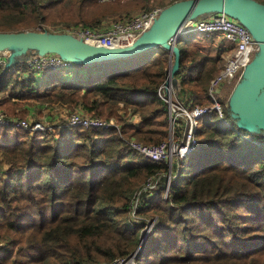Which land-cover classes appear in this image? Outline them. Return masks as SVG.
I'll use <instances>...</instances> for the list:
<instances>
[{
  "label": "trees",
  "instance_id": "16d2710c",
  "mask_svg": "<svg viewBox=\"0 0 264 264\" xmlns=\"http://www.w3.org/2000/svg\"><path fill=\"white\" fill-rule=\"evenodd\" d=\"M65 1L89 27L149 7V0L116 2L106 6L110 11L96 0H0V34L66 22ZM194 39L176 42L175 78L191 104L212 105V72L191 73L202 63L190 48ZM169 61V52L156 47L76 62L59 73L88 76L71 83L55 74L45 80V72L26 64L0 66V109L19 118L26 115L16 112L23 103L60 102L115 119L123 136L158 144L168 138V109L157 89ZM222 99L216 98L224 122L216 111L202 118L198 148L173 164L174 179L165 163L144 160L116 130L57 127L29 134L0 126V264H110L138 249L137 264H264V128L242 120ZM132 115L138 124L128 122ZM159 172L165 178L156 195L137 212L156 218L142 240L144 226L130 220V202L142 180Z\"/></svg>",
  "mask_w": 264,
  "mask_h": 264
},
{
  "label": "built area",
  "instance_id": "2783aa9c",
  "mask_svg": "<svg viewBox=\"0 0 264 264\" xmlns=\"http://www.w3.org/2000/svg\"><path fill=\"white\" fill-rule=\"evenodd\" d=\"M96 1L100 4H106L117 0ZM164 9L155 8L142 12L131 19L114 22L105 30L83 26L61 27L57 31L53 30L51 34L69 35L87 44L98 46H102L107 40L119 38H126L125 41L135 42L150 31ZM190 33L220 34L226 41L232 43L234 48L226 58L224 68L210 82L209 93L214 101L212 105L186 103L175 86L176 78L173 72L175 60L174 63L173 61L170 63L166 78L157 89V97L166 104L168 109V138L166 140L158 144H144L134 138L123 136L121 125L115 119L106 120L94 117L84 113L81 109L71 112L66 117L65 124L58 126V128L80 127L104 131L116 130L124 139L126 145L144 160L152 163H165L171 169L175 161L193 154L199 145L198 133L202 118L210 112L216 111L220 121L224 122L221 106L215 98V91L223 83H231L241 79L243 72L253 62L256 54L259 53L260 44L247 27L224 12L188 20L181 28L178 38ZM178 38H173L170 44H175ZM6 63V61L0 59V66L6 68L8 66ZM25 64L35 71L59 72L71 68L74 63L55 53H37L28 57ZM0 126L22 130L29 134L53 132V128L45 122L12 117L1 111ZM169 176L168 173V179H170ZM164 178L165 174L160 172L149 176L134 192L130 202V215L133 219H138V209L143 202H146L148 195L158 190ZM136 253L124 259H115L110 264H137Z\"/></svg>",
  "mask_w": 264,
  "mask_h": 264
},
{
  "label": "water",
  "instance_id": "95a60500",
  "mask_svg": "<svg viewBox=\"0 0 264 264\" xmlns=\"http://www.w3.org/2000/svg\"><path fill=\"white\" fill-rule=\"evenodd\" d=\"M261 7L263 6L252 0H184L165 8L149 32L125 47H96L69 35L25 31L1 33L0 52L8 48L34 49L39 54H58L73 63H94L126 58L151 48L165 46L171 49V54L175 52V74L179 52L170 41L178 38L181 28L188 20L204 14L224 12L247 27L260 44L258 56L250 64L249 75L236 88L230 104L242 120L264 128V114L258 110L263 104L256 102L264 88V8ZM13 65L8 63L5 69Z\"/></svg>",
  "mask_w": 264,
  "mask_h": 264
},
{
  "label": "rangeland",
  "instance_id": "374dc122",
  "mask_svg": "<svg viewBox=\"0 0 264 264\" xmlns=\"http://www.w3.org/2000/svg\"><path fill=\"white\" fill-rule=\"evenodd\" d=\"M128 0H124V1H122V0H117V1H114V2H112V3H106V4H101L103 7H105L106 8V10H108V11H110V8H108V7H110V6H113V4L114 3H116V2H120L121 4H125L126 2H127ZM181 1H184V0H181ZM261 1H264V0H261ZM171 1L170 0H152V3L150 2V0H149V7H148V9L147 10H144V11H141V12H138V11H134V12H131L130 14H122V15H120V16H116V17H112V16H110V17H107V18H104V19H102L101 20V22L99 23V24H97L95 27H90V28H97V29H100V30H105V29H107L108 27H110V25L111 24H113L114 22H120V21H123V20H127V19H131L132 17H134L135 15H138V14H140V13H142V12H146V11H150V10H152V9H155V8H161V9H164V8H167L168 6V4L170 3ZM176 2H180V1H176ZM98 3V2H97ZM256 3H258V2H256ZM100 4V3H99ZM174 4V3H173ZM260 5H262V4H260ZM63 6L64 7H66V9H67V15L66 16H64L65 17V19H69V20H67L66 22H53V23H44L42 26H41V28H37V27H34V28H31V29H27L28 31H35V30H38L40 33H49V34H51V32H53V30H55V31H57V30H59V28H61V27H63V28H65V27H76V26H83V27H89V26H85L83 23H80L79 21H78V18L75 16V12L74 11H69L70 10V8L69 7H67V4H66V1L63 3ZM106 6H108V7H106ZM166 6V7H165ZM170 6V5H169ZM66 9H64V10H66ZM37 32V31H36ZM126 39H121L120 40V43L116 46V47H121V46H125V45H129V44H131V42L129 41H125ZM111 41V40H110ZM110 41H106L105 42V44L106 45H104V46H108V43L110 42ZM174 46H176V43L174 44ZM162 48H164V49H166L168 52H169V55H170V61H169V64L173 61V63H174V60H175V57H174V55H175V52H173V54L174 55H172L171 54V49L170 48H167V47H165V46H161V49ZM199 51V50H198ZM35 52H37L36 50H34V49H18V48H8V49H5L4 51H2V52H0V59L1 60H5V61H7L8 63H12V64H14V65H22V64H25V60L28 58V57H30V56H34L35 55ZM231 52H232V49L231 50H229V53L226 55V57L219 63L221 66H219V68H220V70H219V72H221V70L224 68V65H225V62H226V58L229 56V54H231ZM258 56V54H256V57ZM138 63L140 62V60H138L137 61ZM4 67V66H3ZM250 67H251V65L243 72V74H242V79H243V81H246V79H247V77H248V75H249V69H250ZM219 72H217L216 74H215V76H217L218 74H219ZM45 73H47V72H45ZM67 74H69V73H67ZM45 75V74H44ZM62 75H63V73H62ZM45 77H47V75L45 76ZM45 77H43V79H45ZM49 77V76H48ZM66 77V75L64 74L63 75V78H65ZM177 79V78H176ZM237 82V81H236ZM234 84H235V81H234ZM235 87V86H234ZM234 87L232 88V87H229V88H227L226 87V89H227V92H226V94H222V98L224 99V97H226V96H228V94L229 93H231L232 91H233V89H234ZM231 89V90H230ZM218 90H220V89H218ZM230 95V94H229ZM215 97L217 98L218 97V92H217V90L215 91ZM222 99V100H223ZM219 102L221 103V101L219 100ZM224 102H225V104L227 105L228 104V100H224ZM227 102V103H226ZM257 103H262L263 105H262V107H261V109H258L262 114H264V88L261 90V93L259 94V96H258V98H257V101H256ZM44 103H54V102H44ZM223 103V102H222ZM221 103V104H222ZM31 104H33L34 106H36V109H35V112H37V115H39L40 116V118H41V116H43L44 114H43V106H42V102H39V101H31ZM59 105H62V104H60V103H58ZM223 105V104H222ZM55 105H51L50 107H54ZM206 106V105H205ZM54 108H57V109H55L56 110V112H54L55 110H53L52 112L54 113V114H58L57 116H58V121L57 122H55V123H53V122H50L49 120H45V119H42L41 121L42 122H45L46 124H48V126H51V127H54L55 125H57V124H59L58 126H63V124H65V122H66V117L71 113V112H73L74 110H77V109H74V108H71V107H65V106H56V107H54ZM2 112V111H1ZM5 113V112H4ZM45 116V115H44ZM46 117H49V119L50 118H53L51 115H49L48 113H47V115H46ZM19 118H21V119H26L25 117H19ZM47 119V118H46ZM35 120H38V118L37 119H35ZM54 120V119H53ZM60 129V128H59ZM60 132H63L64 131V129L62 128L61 130H59ZM52 132V131H51ZM51 132H49V133H51ZM58 138H61V136L60 137H58ZM135 140H137V139H135ZM138 141V140H137ZM181 161H183V160H181ZM178 161H175L174 162V164L176 165V163H177ZM5 169L3 168V166L1 167V165H0V174H5V171H4ZM178 171H177V169H175V168H169V174H170V178L172 179H174V177H176L177 175H178V173H177ZM164 174H165V172H164ZM5 178H7V176L5 177ZM147 178H145L144 180H142V182L140 183V185H139V187L143 184V182L146 180ZM162 182H163V180H162ZM156 195V192H154V193H152V194H150V195H148L147 197L148 198H146V200L145 201H147L148 199H150V198H152V196H155ZM129 218H130V220H132L134 223H137V224H141L142 226H144L143 227V229H142V231H141V233H142V238H143V240L145 239V237H146V235H148L151 231V229H152V227L155 225V223H156V218H154V219H150V218H144V217H138V219H133L132 218V216L131 215H129ZM144 223V224H143ZM146 224V225H145ZM5 249V242L3 241H0V251H3Z\"/></svg>",
  "mask_w": 264,
  "mask_h": 264
},
{
  "label": "crops",
  "instance_id": "0c3cea01",
  "mask_svg": "<svg viewBox=\"0 0 264 264\" xmlns=\"http://www.w3.org/2000/svg\"><path fill=\"white\" fill-rule=\"evenodd\" d=\"M150 2L152 3V0H150ZM259 4V3H258ZM260 5V4H259ZM263 6V5H261ZM261 8H264L261 7ZM208 17V16H206ZM190 34H194V41L190 44V48L194 49V50H199V55H200V61H202V63L199 65V63L196 64V67L193 68L191 70L192 74H195L196 76L199 74V72H212V80L215 78V74L217 72H219L220 68L219 66H221L219 63L226 57V55L229 53V50H233L234 46L232 43H229L228 41H226L224 39V37L220 34H215V33H211V34H198V33H190ZM187 34V35H190ZM232 53V52H231ZM174 55V54H172ZM143 56V55H142ZM174 57L176 58V56L174 55ZM5 61V60H4ZM7 62V61H6ZM8 64V62L6 63ZM199 65V66H198ZM5 69V67H4ZM52 74H55L58 78H60V80L65 81V82H74V81H78V80H82L84 78H86L88 76L87 73H80V76L75 78V76L71 77L69 76V74L63 78V75L65 73H59V72H47L45 74V76L47 75V77H45V80H47ZM67 74V73H66ZM185 74H187V71L185 72ZM204 75V74H203ZM26 76V75H25ZM235 80V84L234 81L229 83H223L221 84L218 89V98H222V94H226L227 92V88L229 87H234L233 91L231 93L228 94V96L224 97V100H228V104L231 103V101L233 100L234 97V92L236 90V88L241 84V82L243 81V79L241 78L240 80ZM211 82V81H210ZM175 86L177 88V90L179 91L181 97L183 98V100L188 103H190V93L187 90H184L181 85H180V77L176 79L175 81ZM231 90V89H230ZM7 94V93H6ZM13 100H17V99H13ZM58 103L60 102H54V103H44L42 102V108L43 110V116L37 115V112H35L36 106H34L33 104L27 105V103H23V106L18 107L16 112L21 114V113H26L25 118L27 119H31V120H35L38 118L37 121H41L42 119L45 120H51L50 122H57L58 121V114H54L52 111L57 109L54 108L56 106H65L67 107V105H64L62 103V105H59ZM227 103V102H226ZM51 105H55L54 107H50ZM75 109H80V108H75ZM1 110V109H0ZM2 112H4L3 110H1ZM6 112V110H5ZM56 112V110L54 111ZM47 113L49 115H51L53 118L46 117ZM47 118V119H46ZM54 119V120H53ZM129 123L131 122L132 124H138L140 122V117L138 115H132L128 121ZM59 124L55 125L53 128V131L58 127Z\"/></svg>",
  "mask_w": 264,
  "mask_h": 264
},
{
  "label": "bare ground",
  "instance_id": "6f19581e",
  "mask_svg": "<svg viewBox=\"0 0 264 264\" xmlns=\"http://www.w3.org/2000/svg\"><path fill=\"white\" fill-rule=\"evenodd\" d=\"M250 6H252L251 4H250ZM253 7V6H252ZM122 38H119V39H112L111 41L110 40H107V41H110L109 43H108V46L106 47V48H109V47H116L119 43H120V40H121ZM124 39H126V38H124ZM131 42V44L133 43V41H130ZM131 44H129V45H131ZM104 45H106V44H103L102 45V47H105ZM94 46H98V45H94ZM125 46H128V45H125ZM125 46H121V47H125ZM99 47V46H98Z\"/></svg>",
  "mask_w": 264,
  "mask_h": 264
}]
</instances>
